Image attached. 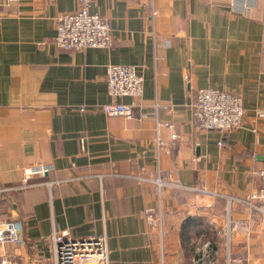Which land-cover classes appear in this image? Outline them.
<instances>
[{"label": "crops", "instance_id": "obj_1", "mask_svg": "<svg viewBox=\"0 0 264 264\" xmlns=\"http://www.w3.org/2000/svg\"><path fill=\"white\" fill-rule=\"evenodd\" d=\"M77 7L0 0V187L16 188L0 216L21 221L17 264H52L61 231L105 235L110 264H195L206 243L220 264H264V203L242 201L264 166V0H92L114 44L60 48L57 16ZM110 64L144 76L133 118L102 109ZM204 87L241 94L240 128L200 127L188 93Z\"/></svg>", "mask_w": 264, "mask_h": 264}, {"label": "built area", "instance_id": "obj_2", "mask_svg": "<svg viewBox=\"0 0 264 264\" xmlns=\"http://www.w3.org/2000/svg\"><path fill=\"white\" fill-rule=\"evenodd\" d=\"M91 3L92 0H78L76 10L63 12L57 16L55 43L60 48L84 49L111 47L114 44L109 22L101 13L91 10ZM249 8L250 5L246 4L237 9L245 12ZM156 14L154 11L152 17ZM106 75L112 100L102 105L103 111L110 116L133 118L141 105L139 101L144 91V76L134 64H110ZM188 95L193 96V114L202 129L228 132L243 125L246 108L240 93L204 87L190 91ZM122 97H129L132 100L122 101ZM80 109L86 110L87 108L83 105ZM255 115L258 118H264V108H256ZM178 136L176 131L172 132V138ZM46 169H48L46 165L37 164L27 168L26 173L38 174ZM255 174L261 182V187L250 196L243 198L242 201L256 210H263L264 166L257 169ZM155 181L160 185L164 183L160 178ZM24 184H27V181ZM15 189L11 186L0 187V198L12 193L10 191ZM233 226L243 228L246 232L250 229L243 221L233 222ZM21 239V221L0 216V264H17L14 254L7 247L11 244H18ZM51 242L53 244L52 264H110L105 235L76 238L66 231H61L53 233ZM207 247L208 243L198 249L195 264H220L217 257H211L208 252L203 251Z\"/></svg>", "mask_w": 264, "mask_h": 264}, {"label": "rangeland", "instance_id": "obj_3", "mask_svg": "<svg viewBox=\"0 0 264 264\" xmlns=\"http://www.w3.org/2000/svg\"><path fill=\"white\" fill-rule=\"evenodd\" d=\"M11 245H13V244H11ZM11 253L14 254V251H11Z\"/></svg>", "mask_w": 264, "mask_h": 264}]
</instances>
